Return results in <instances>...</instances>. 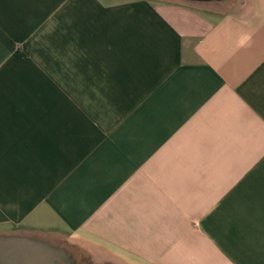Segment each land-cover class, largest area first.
<instances>
[{
    "label": "crops",
    "instance_id": "0c3cea01",
    "mask_svg": "<svg viewBox=\"0 0 264 264\" xmlns=\"http://www.w3.org/2000/svg\"><path fill=\"white\" fill-rule=\"evenodd\" d=\"M220 2L65 0L25 32L18 79L47 94L0 105L4 235L74 264H264V0Z\"/></svg>",
    "mask_w": 264,
    "mask_h": 264
},
{
    "label": "rangeland",
    "instance_id": "374dc122",
    "mask_svg": "<svg viewBox=\"0 0 264 264\" xmlns=\"http://www.w3.org/2000/svg\"><path fill=\"white\" fill-rule=\"evenodd\" d=\"M62 2H65V0H18L17 11L11 12L5 10L2 12L0 20V105H9L10 101L18 99L46 98L47 93L41 91L32 93L24 89L26 85H22L21 77L19 75L20 78L18 79L17 75L20 71L19 68L23 67L25 60V56L21 57L20 55H22L21 52L24 50L27 38L25 32L31 30L32 26L44 18H53L55 14L57 17L58 6ZM211 5L215 8L216 13L226 10L225 2ZM9 111V107H0V112L3 114H9ZM0 234L4 235L6 233L0 231ZM66 254L69 263L74 264L73 257L76 252L72 249V251L66 252ZM79 254L81 256L80 252ZM81 257H83L82 260L77 262V264H94L90 260V257L84 255Z\"/></svg>",
    "mask_w": 264,
    "mask_h": 264
},
{
    "label": "water",
    "instance_id": "95a60500",
    "mask_svg": "<svg viewBox=\"0 0 264 264\" xmlns=\"http://www.w3.org/2000/svg\"><path fill=\"white\" fill-rule=\"evenodd\" d=\"M220 2L223 0H189ZM0 264H70L64 250L44 241L18 235H0Z\"/></svg>",
    "mask_w": 264,
    "mask_h": 264
}]
</instances>
